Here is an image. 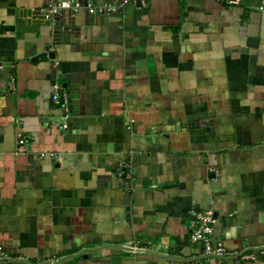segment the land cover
<instances>
[{"label":"crops","instance_id":"0c3cea01","mask_svg":"<svg viewBox=\"0 0 264 264\" xmlns=\"http://www.w3.org/2000/svg\"><path fill=\"white\" fill-rule=\"evenodd\" d=\"M50 1L0 0L9 262L264 264V6L129 0L104 12L120 0H75L95 13L46 20ZM127 156L130 176L116 177ZM197 209L215 215L212 240L231 256L190 242Z\"/></svg>","mask_w":264,"mask_h":264},{"label":"built area","instance_id":"2783aa9c","mask_svg":"<svg viewBox=\"0 0 264 264\" xmlns=\"http://www.w3.org/2000/svg\"><path fill=\"white\" fill-rule=\"evenodd\" d=\"M129 0H120L119 3L113 5H104V12H111L112 10H117L123 7V5ZM226 5H234L239 2V0H217ZM260 4V9H263L264 0H255ZM81 9H85L89 14H94L96 9L90 3H82L75 0H51L45 7H43L40 12L44 19L52 20L63 10H69L71 13H76ZM2 68V63L0 61V69ZM52 103L61 110V115L64 118V122L60 125V130H67L68 119L71 114V105L67 93L59 86L54 88L52 94ZM130 126L127 127L129 129ZM20 145L25 143V137H21L18 140ZM132 161L129 156L122 158L116 164L114 168V174L116 177L124 178L130 176L132 172ZM215 219L213 217L212 211L208 209H197L192 213L191 230H190V242L200 246L204 255L209 257H215L218 259H225L231 256L222 245L213 242ZM249 258V256H248ZM5 252L0 248V262L4 264H12L9 262Z\"/></svg>","mask_w":264,"mask_h":264},{"label":"water","instance_id":"95a60500","mask_svg":"<svg viewBox=\"0 0 264 264\" xmlns=\"http://www.w3.org/2000/svg\"><path fill=\"white\" fill-rule=\"evenodd\" d=\"M214 218H215V215L213 214Z\"/></svg>","mask_w":264,"mask_h":264}]
</instances>
